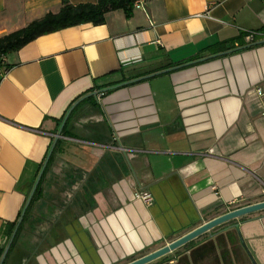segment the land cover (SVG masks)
<instances>
[{
	"label": "crops",
	"instance_id": "obj_1",
	"mask_svg": "<svg viewBox=\"0 0 264 264\" xmlns=\"http://www.w3.org/2000/svg\"><path fill=\"white\" fill-rule=\"evenodd\" d=\"M63 1L97 0H0V37ZM262 29L264 0H142L1 57L3 251L66 113L97 93L69 115L6 264H126L264 201V44L207 51ZM237 230L264 264V210L164 264H252Z\"/></svg>",
	"mask_w": 264,
	"mask_h": 264
},
{
	"label": "trees",
	"instance_id": "obj_2",
	"mask_svg": "<svg viewBox=\"0 0 264 264\" xmlns=\"http://www.w3.org/2000/svg\"><path fill=\"white\" fill-rule=\"evenodd\" d=\"M135 1L136 0H97L95 3H83V4H77V5H72L68 3L67 1H63L58 12L46 13L42 18L32 21L27 26L0 37V59L4 55L8 54L9 52L20 49L21 47H23L24 45L33 41L34 39H36L37 37L41 35L52 33V32L67 28V27L76 26V25H80L84 23H91L93 25L103 24L105 21V15L108 12L117 10V9H124L126 13L129 14ZM262 31H264V29H262ZM243 38H245V36L240 37L236 40L230 41L229 46H226L225 44H221L219 46L209 47L207 51L210 54H216V53L223 52L229 49H233L236 47V45L239 47H243L246 44H248L246 42L244 43ZM262 38L264 37H257L255 41L262 39ZM199 57L200 56L198 55L188 60L187 62L197 60ZM64 130H65V126L63 128V132ZM52 155L50 157V160L52 158ZM50 160L48 164L50 163ZM41 167H42V164L37 172L36 178L38 176V173ZM42 177L36 188V191L33 195L30 205L28 206L25 212L23 220L17 230V233L14 237V240L10 246L9 252L3 264H6L9 255L12 253L16 245L17 238L27 219L31 206L38 195L39 186L42 181ZM15 225L16 224H12L10 226V230H9L10 234H12ZM235 239L238 241V238L236 235H235ZM2 252H3V249H0V256ZM168 261H169V256L167 255L150 264H164V263H168Z\"/></svg>",
	"mask_w": 264,
	"mask_h": 264
},
{
	"label": "water",
	"instance_id": "obj_3",
	"mask_svg": "<svg viewBox=\"0 0 264 264\" xmlns=\"http://www.w3.org/2000/svg\"><path fill=\"white\" fill-rule=\"evenodd\" d=\"M259 44H264V39L256 41V42H254L252 44H249V45H246V46H243V47H238V48H235V49L228 50L226 52L217 54L216 56H220V55H223V54H228V53H231V52H234V51L246 48V47H250V46H253V45H259ZM147 77H149V76L142 77V78H139V79H133V80L127 81V82H125L123 84H128V83H131V82L143 79V78H147ZM120 85H122V84H120ZM120 85H116V86H114L112 88H115V87L120 86ZM96 94H97L96 92H92L90 94H87V95L83 96L82 98L77 100L69 108L68 112L66 113V115H65V117H64V119L62 121V124L60 126V129L58 131V135H57L56 139L54 140V142H53V144H52V146H51V148L49 150V153H48V155H47V157H46V159H45V161H44V163H43V165H42V167H41V169H40V171L38 173V176H37V178L35 180V183H34L32 189L30 191V194H29V196H28V198H27V200L25 202V205H24L23 210H22V212L20 214V217H19V219H18V221L16 223V226H15L13 232H12V235H11V237L9 239V242H8L7 246L5 247V249H4V251H3L2 255H1L0 264H3L7 254L9 252L10 246H11L13 240H14V237H15V235L17 233V230H18V228H19V226H20V224H21V222L23 220V217L25 215V212H26L28 206L30 205V202H31V200L33 198V195H34L35 191H36V188H37V186H38V184L40 182V179H41V177L43 175V172H44V170H45V168L47 166V163H48V161L50 159V156H51V154L53 152L55 144H56L58 138L61 135L62 129H63V127H64L69 115L71 114L73 109L81 101H83V100H85V99H87V98H89L91 96H96ZM261 210H264V201H261L259 203L251 204V205H248V206H244V207L232 210L230 212H227V213H225L223 215H220V216H218V217H216V218H214V219L202 224L201 226H199L198 228L194 229L193 231H191V232L187 233L186 235H184V236H182V237L170 242L169 244L161 247L160 249H157L156 251H154L152 253L146 254V255H144V256H142V257H140L138 259H135V260H133L131 262H128L126 264H150V263H152V262H154V261H156V260H158V259L170 254L171 252H174L175 250H177L180 247L186 245L187 243L191 242L192 240L200 237L201 235H203L205 233L210 232L211 230H213V229H215V228H217V227H219V226H221L223 224H226V223H228L230 221H233V220L238 219L240 217H243V216H246V215L261 211ZM237 232H238V236L240 238L242 247H243L244 251L246 252L247 256L249 257L250 261L252 262V264H257L255 262L253 256H252V254L250 253L248 247L246 246L244 240L242 239L241 234L239 233L238 230H237Z\"/></svg>",
	"mask_w": 264,
	"mask_h": 264
},
{
	"label": "built area",
	"instance_id": "obj_4",
	"mask_svg": "<svg viewBox=\"0 0 264 264\" xmlns=\"http://www.w3.org/2000/svg\"><path fill=\"white\" fill-rule=\"evenodd\" d=\"M134 4L136 7L142 8V0H136ZM257 37H264V33L255 32V31H248L246 33V41L248 44H252V43L256 42L255 40ZM257 93L264 94V92H262L260 89L257 90ZM116 139H118L117 136L114 137V140H116ZM135 197L137 199L142 200L146 204H151L153 202V197L148 192L139 193Z\"/></svg>",
	"mask_w": 264,
	"mask_h": 264
}]
</instances>
